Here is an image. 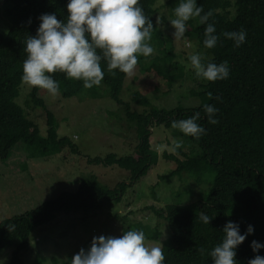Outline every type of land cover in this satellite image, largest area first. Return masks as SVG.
<instances>
[{"label":"trees","instance_id":"1","mask_svg":"<svg viewBox=\"0 0 264 264\" xmlns=\"http://www.w3.org/2000/svg\"><path fill=\"white\" fill-rule=\"evenodd\" d=\"M9 5L2 12L8 19L6 33H0V160L8 159L12 148L22 143L28 148L46 155L47 151L73 150L67 137L58 138L57 123L42 98L37 96L40 89L31 87L24 105L41 109L46 117L45 136L27 118L25 110L16 103L21 77L22 62L25 59L24 42L27 36L35 35L37 17L44 13H54L58 20L66 19L67 0H2ZM170 5L179 0H168ZM204 12H210L209 23L215 26L216 46L206 49L203 46V28L198 18L186 22L185 36L196 41L203 62L220 63L227 61V79L208 82L203 80L193 97H201L198 106L171 109H157L145 95L134 91L131 101L144 107L142 112L131 111L129 104L120 99L127 74L116 70L110 74L102 59L104 77L99 86L84 89L82 82L65 78L63 73H53L63 98H100L109 96L121 106L129 123L134 126L137 143L132 153L117 157L108 153L104 157L89 158V164L104 167L116 166L127 173L124 180L114 187L102 184L96 175H81L74 192H61L52 201L43 202L37 207L0 222V251L14 243L15 249L7 264H22L21 254L28 248V237L35 228L48 224L57 213L82 212L84 215L101 210L106 203L118 204L130 185L144 177L155 163L156 154L149 138L155 126L171 127L172 121L185 119L199 112L197 121L206 131L198 140L186 137L180 141L181 147L175 152L182 157L163 153L166 160L174 161L176 168L166 175L172 177L187 172L198 181L209 171L213 176L211 186L202 200L190 204H170L164 208L149 207L157 220L166 222L169 236L162 242L164 264H211L208 253L223 238L221 232L227 221L239 225L241 233L247 225L253 227L251 235L237 246L234 259L237 264H247L254 255L264 256V249L253 253L249 247L252 240L264 243V0H196ZM146 17L153 24L148 43L158 47V55L151 58L138 56L137 64L142 73L155 72L167 84L181 78L182 71L173 61L172 46L167 48L168 38H164L155 22V0H139ZM30 21V23H29ZM243 29L245 41L239 47L225 39L223 32ZM169 64L174 71L164 66ZM168 85V86H169ZM212 104L216 124H209L203 105ZM190 146V154L182 151ZM187 149V148H186ZM75 150H73L74 152ZM195 151V153H191ZM52 152H49L52 153ZM209 216V224L200 221V213ZM116 218V216H115ZM120 217L121 233L126 230H142L145 241L157 242L160 232L142 222L126 223ZM15 225L8 231L7 225Z\"/></svg>","mask_w":264,"mask_h":264},{"label":"rangeland","instance_id":"2","mask_svg":"<svg viewBox=\"0 0 264 264\" xmlns=\"http://www.w3.org/2000/svg\"><path fill=\"white\" fill-rule=\"evenodd\" d=\"M176 5H170L168 0H155V22L162 36L170 40L165 47L172 46L171 56L178 63L182 77L171 81L169 85L155 72L142 73L138 67H134L127 74L120 94V99L129 104L131 111L142 112L145 109L131 101L134 91L145 95L157 109L167 110L178 105L188 108L198 106L203 101L201 97L190 94L192 91L197 92L199 84H203V79L194 76L188 61V57L194 53L201 55L197 52V43L187 36L180 41L172 39L174 29L168 21L174 18L173 9ZM8 7L0 0V33H6L9 27L7 18L3 26L2 16ZM157 55L158 47H154L149 56L153 58ZM164 67L174 71L169 64ZM30 89L23 82L16 103L38 127L40 135L45 136L47 126L43 111L24 105ZM37 96L43 99L46 108L53 113L58 138L67 137L75 151L65 147L56 152L47 151L48 154L42 156L38 151L17 143L8 159L0 160V222L29 211L43 202L52 201L61 192H74L81 175L92 173L102 184L114 187L126 179L127 173L116 166L89 164L88 159L104 157L108 153L117 157L125 156L132 153L137 143L134 126L129 123L122 107L108 95L94 99L78 95L63 98L60 94L51 96L40 89ZM173 140L187 143L186 137L172 126L168 129L162 125L153 127L149 142L156 154L155 163L144 177L128 187L120 202L106 203L101 210L86 215L82 212L57 213L48 224L35 228L30 234L28 248L21 254V263L70 264L71 257L79 249H87L94 236L120 235V217L124 216L126 223L142 222L157 227L160 240L145 241V244L148 247H162L161 241L169 236L168 227L165 221L154 217L149 207L158 209L170 204L187 205L202 200L211 186L213 176L206 171L198 181L187 172L166 177L176 168V164L163 158V153L182 159L171 150ZM186 148L182 151L190 154V146ZM16 244L0 251V259H4L5 264L9 262Z\"/></svg>","mask_w":264,"mask_h":264},{"label":"clouds","instance_id":"3","mask_svg":"<svg viewBox=\"0 0 264 264\" xmlns=\"http://www.w3.org/2000/svg\"><path fill=\"white\" fill-rule=\"evenodd\" d=\"M65 8L67 15L64 21L58 20L54 13L39 15L35 35L26 37V55L20 77L25 84L57 96L60 89L52 74L63 73L65 78L79 80L84 89H89L99 86L104 77L100 66L102 59L110 74L115 75L112 70L130 74L138 56L148 57L153 52L148 43L153 24L145 16L139 0H67ZM173 15L174 18L168 21L174 29L173 40L186 39V22L190 18H198L204 25V48L216 46L215 26L208 22L211 13L202 14L196 0H179ZM222 35L231 40L234 47H239L244 43L246 33L241 28ZM188 61L196 78L214 82L229 76L227 61L203 62L199 53L190 55ZM202 107L207 122L216 124L214 117L218 110L212 104ZM200 118V113L196 112L188 118L172 121L171 126L198 140L206 131L197 123ZM180 147V141L173 140L171 150ZM199 219L209 224L207 214L200 213ZM14 228V224L7 225L8 231ZM221 232V242L208 253L211 264H237L235 250L247 235H251L253 227L247 225L241 233L238 224L227 221ZM249 247L257 253L264 249V243L252 240ZM164 259L160 246H146L142 230H126L118 236H94L87 249L81 248L71 257L70 264H164ZM0 264H5V260L0 259ZM247 264H264V256L254 255Z\"/></svg>","mask_w":264,"mask_h":264}]
</instances>
